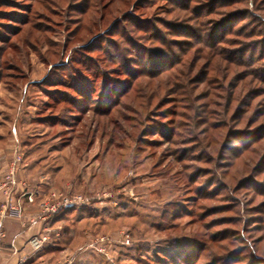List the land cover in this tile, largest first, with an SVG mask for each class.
<instances>
[{
    "label": "rangeland",
    "instance_id": "1",
    "mask_svg": "<svg viewBox=\"0 0 264 264\" xmlns=\"http://www.w3.org/2000/svg\"><path fill=\"white\" fill-rule=\"evenodd\" d=\"M0 133L24 264H264V0H0Z\"/></svg>",
    "mask_w": 264,
    "mask_h": 264
},
{
    "label": "crops",
    "instance_id": "2",
    "mask_svg": "<svg viewBox=\"0 0 264 264\" xmlns=\"http://www.w3.org/2000/svg\"><path fill=\"white\" fill-rule=\"evenodd\" d=\"M5 138L6 134L0 133V182L8 169V163L12 159V149L19 144L15 140ZM36 162L29 158L27 160L22 159V163L18 168L19 170L14 174L13 184H9L7 188H0V212L2 205L8 198L12 200L19 198L23 192H32L36 195L37 191H46L50 187L49 180H47L48 177L43 179L37 177L33 184L28 180L39 167ZM22 164L27 165L23 166ZM57 169L56 167L54 171H51V169L47 171L46 174L50 176L51 180L57 175V171L59 170ZM20 199L23 204V217L20 219L6 217L2 223L5 237L2 240L0 250V264H13L20 256L26 253V249L23 247L25 241L30 236L37 234L42 227L44 228L48 225L46 220L39 214V209L35 202L36 198L33 203L27 202L24 197H20Z\"/></svg>",
    "mask_w": 264,
    "mask_h": 264
},
{
    "label": "built area",
    "instance_id": "3",
    "mask_svg": "<svg viewBox=\"0 0 264 264\" xmlns=\"http://www.w3.org/2000/svg\"><path fill=\"white\" fill-rule=\"evenodd\" d=\"M20 157H16L13 161V163H19ZM14 182V167L11 170H7L6 173H4L2 177V181L0 182V188L5 187L7 188L9 184H13ZM32 192H23L21 193L20 197H24L27 202L33 203L35 201V197ZM11 199L8 198L7 201L2 205L1 212H0V250L2 246V240L5 237V231L3 229L2 223L4 218L6 217H14V218H22L23 217V204L21 199ZM83 201L81 196H68L64 195L63 193H55L50 192L47 196V198L40 200L37 203L39 214L44 219V214L46 213H56L59 210H66L69 208L74 207L75 205H78ZM45 236L34 234L32 235L28 243L30 245V248L32 250H37L41 247L45 240ZM28 255L24 254L20 256L13 264H24L25 260L28 258Z\"/></svg>",
    "mask_w": 264,
    "mask_h": 264
},
{
    "label": "trees",
    "instance_id": "4",
    "mask_svg": "<svg viewBox=\"0 0 264 264\" xmlns=\"http://www.w3.org/2000/svg\"><path fill=\"white\" fill-rule=\"evenodd\" d=\"M227 2H228V1H226V2H225V1H222L221 3H219V5H220V4H223V3H227ZM185 8H186V7H185ZM198 14L200 15L201 13H198ZM145 22L148 23V21H145ZM145 26H148V25H145ZM214 31H215V29H214ZM214 36H215V35L213 34L211 38H213ZM214 39H215V38H214ZM86 59L89 60V61H91V60H90L89 58H87V57H86Z\"/></svg>",
    "mask_w": 264,
    "mask_h": 264
}]
</instances>
